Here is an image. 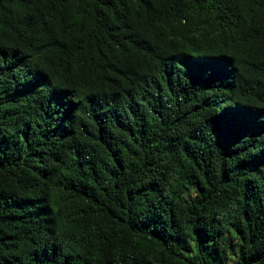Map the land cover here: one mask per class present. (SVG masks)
Wrapping results in <instances>:
<instances>
[{"label": "trees", "instance_id": "trees-1", "mask_svg": "<svg viewBox=\"0 0 264 264\" xmlns=\"http://www.w3.org/2000/svg\"><path fill=\"white\" fill-rule=\"evenodd\" d=\"M0 264H264V0H0Z\"/></svg>", "mask_w": 264, "mask_h": 264}]
</instances>
